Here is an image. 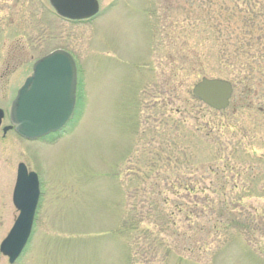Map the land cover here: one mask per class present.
Instances as JSON below:
<instances>
[{
	"label": "rangeland",
	"instance_id": "1",
	"mask_svg": "<svg viewBox=\"0 0 264 264\" xmlns=\"http://www.w3.org/2000/svg\"><path fill=\"white\" fill-rule=\"evenodd\" d=\"M97 1L68 21L48 0H0V241L19 162L40 191L14 264H264V38L242 48L264 33V0ZM57 48L76 66L70 119L36 140L3 132L32 63ZM203 77L232 83L225 109L192 96ZM163 192L184 204L170 229L153 222Z\"/></svg>",
	"mask_w": 264,
	"mask_h": 264
},
{
	"label": "water",
	"instance_id": "2",
	"mask_svg": "<svg viewBox=\"0 0 264 264\" xmlns=\"http://www.w3.org/2000/svg\"><path fill=\"white\" fill-rule=\"evenodd\" d=\"M57 16L69 21L93 17L99 9L97 0H48ZM76 66L71 55L55 49L36 59L31 74L16 90L8 111L9 125L3 132L13 129L26 140H35L61 129L72 115L75 104ZM194 98L214 110L227 107L232 94L229 81L201 78L192 89ZM4 112L0 109V124ZM39 196L37 175L25 164L16 166L12 191V204L18 215L0 242V253L9 264L21 254L31 232L33 215Z\"/></svg>",
	"mask_w": 264,
	"mask_h": 264
},
{
	"label": "trees",
	"instance_id": "3",
	"mask_svg": "<svg viewBox=\"0 0 264 264\" xmlns=\"http://www.w3.org/2000/svg\"><path fill=\"white\" fill-rule=\"evenodd\" d=\"M253 7H254V4H253ZM246 13L248 11H245ZM257 14H260V13H257ZM262 34L260 32L256 33V34H252L250 37H246V39L244 38L243 39V42L245 44L244 47H242L244 49V53H248L251 49L249 48V43H254L256 40H259L260 38H264V33L261 29H259ZM249 69L251 70L252 68L250 66H248ZM168 185L167 183L165 184V186ZM168 187H174V185L172 183H169ZM183 187V186H182ZM158 194V192L156 193ZM166 193L163 192L162 194V197L160 199H157V200H154L151 202V207H152V210H157L158 212V217L156 218H153V222H158V220H160L162 223H160L159 225L160 226H163V227H166L167 229H170V228H174V226H176V221L174 220V213H173V209H176L177 211H182V209L184 208V204L183 203H175V202H170L171 200L165 195ZM211 202V203H209ZM209 202H206L204 204L205 208L207 209H212L213 208V205H212V200L210 199ZM160 204L162 206H164L161 210H158L157 209V205ZM187 215H184V217H186ZM218 221H213L211 223V230H217L218 229V226H217V223ZM131 224V222H130ZM140 224V222H139ZM196 229H201V227H198L197 225L194 226ZM172 234H174L175 239L177 240L178 239V236H181L183 237L185 232L184 231H178V229H174L172 230ZM160 244V243H159ZM199 259H201L199 257ZM210 259H213L212 257H210Z\"/></svg>",
	"mask_w": 264,
	"mask_h": 264
},
{
	"label": "flooded vegetation",
	"instance_id": "4",
	"mask_svg": "<svg viewBox=\"0 0 264 264\" xmlns=\"http://www.w3.org/2000/svg\"><path fill=\"white\" fill-rule=\"evenodd\" d=\"M15 209V208H14ZM35 215H36V210H35V214H34V218H33V223H34V220H35ZM16 217V216H15ZM14 220V218H13Z\"/></svg>",
	"mask_w": 264,
	"mask_h": 264
}]
</instances>
